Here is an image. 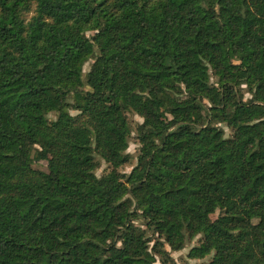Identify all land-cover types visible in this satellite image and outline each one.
Returning <instances> with one entry per match:
<instances>
[{"label": "trees", "instance_id": "obj_1", "mask_svg": "<svg viewBox=\"0 0 264 264\" xmlns=\"http://www.w3.org/2000/svg\"><path fill=\"white\" fill-rule=\"evenodd\" d=\"M198 234L201 264H264V0H0V264L166 262Z\"/></svg>", "mask_w": 264, "mask_h": 264}, {"label": "rangeland", "instance_id": "obj_2", "mask_svg": "<svg viewBox=\"0 0 264 264\" xmlns=\"http://www.w3.org/2000/svg\"><path fill=\"white\" fill-rule=\"evenodd\" d=\"M85 34L86 36L90 37L93 34V31H86ZM92 61H93V57L89 58L82 66V79L83 80L85 79V73L89 70ZM210 81L211 82L214 81L213 76H211ZM240 91L243 95V99H247L250 97V93L247 91V88H245V85L241 86ZM68 101L71 102L70 97L68 98ZM70 113L74 114L76 113V111L73 109H70ZM47 117L49 119H54L55 113L50 112L47 115ZM126 118H127V121L130 127V135L128 137V146H127L126 152L129 153L130 160L128 163H125L119 168V170L125 174H127L131 170L132 166L136 162V156L138 154V149H139L138 139L136 138V127L139 123L142 122L141 116H139L134 111H127ZM215 126L221 127L223 129L225 137H229L231 135V129L224 122L215 123ZM96 158L99 161V167L95 170V174L99 176V175H103L107 173L108 170L110 169V165L107 162H105L103 159L99 158L98 156H96ZM32 166L35 168L41 169V170H46V161L45 160L34 161L32 163ZM155 236L156 235H154L153 237ZM202 238L203 237L199 234L190 239L186 238L184 245L180 249H177V250H171L168 244L164 243L163 249L166 250V253L168 254V259L166 260V262H163L160 259V256L156 254L155 256L156 260L152 264H201L205 262L208 259V256L204 258H191L188 256V252L190 248L194 245H198L199 241H201ZM151 245H152V242H151Z\"/></svg>", "mask_w": 264, "mask_h": 264}]
</instances>
